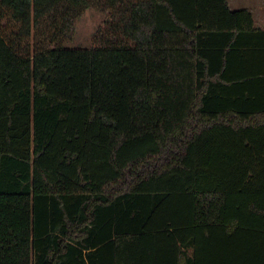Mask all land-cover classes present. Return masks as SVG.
Returning a JSON list of instances; mask_svg holds the SVG:
<instances>
[{
    "label": "trees",
    "instance_id": "1",
    "mask_svg": "<svg viewBox=\"0 0 264 264\" xmlns=\"http://www.w3.org/2000/svg\"><path fill=\"white\" fill-rule=\"evenodd\" d=\"M106 3L94 45L30 53L90 0H0V264H264V28Z\"/></svg>",
    "mask_w": 264,
    "mask_h": 264
},
{
    "label": "rangeland",
    "instance_id": "2",
    "mask_svg": "<svg viewBox=\"0 0 264 264\" xmlns=\"http://www.w3.org/2000/svg\"><path fill=\"white\" fill-rule=\"evenodd\" d=\"M230 1V0H229ZM261 0H231L230 5L233 9L252 8L255 6V14L260 19L264 12V5L259 6ZM58 24L53 21L54 15L45 19L31 37L27 39V49L30 53L45 47H90L95 44L100 35L99 28L110 16V8L106 0H90V4L84 9H72L68 6L61 10ZM62 15L72 16L70 27L64 30L62 27ZM5 23V21H4ZM44 32V34H43ZM56 36V40L52 38Z\"/></svg>",
    "mask_w": 264,
    "mask_h": 264
},
{
    "label": "crops",
    "instance_id": "3",
    "mask_svg": "<svg viewBox=\"0 0 264 264\" xmlns=\"http://www.w3.org/2000/svg\"><path fill=\"white\" fill-rule=\"evenodd\" d=\"M236 1V0H235ZM231 2V0L229 1V3ZM261 4H263L264 5V0H261V2H260V4H259V6L261 5ZM263 5H261V6H263ZM231 6V5H230ZM232 7V6H231ZM255 8H257V7H253L252 8V12L254 13V16H255V20H256V24H257V26H260V27H262V28H264V12H263V14H262V17L259 19L257 16H256V14H255ZM264 8V7H263ZM250 9V8H249Z\"/></svg>",
    "mask_w": 264,
    "mask_h": 264
}]
</instances>
